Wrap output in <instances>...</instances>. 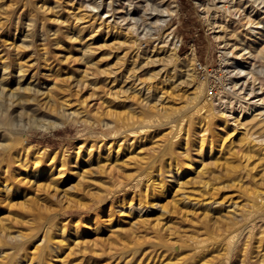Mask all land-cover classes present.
<instances>
[{
  "label": "rangeland",
  "instance_id": "374dc122",
  "mask_svg": "<svg viewBox=\"0 0 264 264\" xmlns=\"http://www.w3.org/2000/svg\"><path fill=\"white\" fill-rule=\"evenodd\" d=\"M132 1L0 0V264H264V117L194 108L205 0Z\"/></svg>",
  "mask_w": 264,
  "mask_h": 264
},
{
  "label": "bare ground",
  "instance_id": "6f19581e",
  "mask_svg": "<svg viewBox=\"0 0 264 264\" xmlns=\"http://www.w3.org/2000/svg\"><path fill=\"white\" fill-rule=\"evenodd\" d=\"M127 1V5L123 6L126 9L125 13L119 14V17L123 20L132 14L133 1ZM142 1L146 2V4H143L145 5L144 15L156 16L155 22L160 27H164L167 24L168 17L177 10V4H171L173 0L168 2L166 0ZM201 4L203 5V15L212 28L214 37L221 43L223 65L227 73H230L228 77L230 83L228 87L230 89L224 90L222 94L216 97H208L206 92L207 82L204 79L196 87L198 89L195 92L194 108H197V110L203 109V112L207 110L208 113L213 115L222 111L224 107L221 105L224 100H229L231 103L234 101L235 104L227 107L234 111L231 115L236 112L233 118L240 120L244 115H252V118L264 117V79L259 76L262 68L256 67V62H254L258 56L264 59V0H205ZM90 5L97 11L107 6L106 11L110 13L106 12L105 16H114V8H118L113 4V0H93ZM211 6L215 7L213 13L210 12ZM220 9L223 10V13L218 16ZM243 18L247 19L246 23H242L245 26V36L237 34L240 36L238 38L240 43L238 41L232 42L228 28L232 26L231 24L241 21ZM143 21L145 22L143 23V29H145V26L149 25L146 22V18ZM134 26L133 28H135ZM234 27L233 25V31L236 28ZM167 35L169 36L168 40H170L171 47L176 50L180 45V39L172 31H168ZM194 55L193 58L195 57ZM198 93L200 94L198 95ZM233 98L235 100H232ZM236 104L237 108H235Z\"/></svg>",
  "mask_w": 264,
  "mask_h": 264
},
{
  "label": "built area",
  "instance_id": "2783aa9c",
  "mask_svg": "<svg viewBox=\"0 0 264 264\" xmlns=\"http://www.w3.org/2000/svg\"><path fill=\"white\" fill-rule=\"evenodd\" d=\"M206 64L202 63L200 60L195 61V67L201 74L203 80H206V87H207V96L208 97H216L219 94H222L227 87L224 86L222 81L216 75L215 70L212 67L205 66Z\"/></svg>",
  "mask_w": 264,
  "mask_h": 264
}]
</instances>
